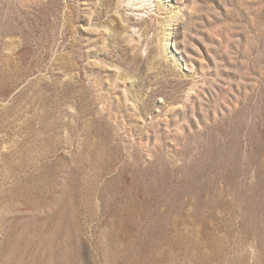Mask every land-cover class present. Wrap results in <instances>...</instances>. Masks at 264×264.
Returning a JSON list of instances; mask_svg holds the SVG:
<instances>
[{"label": "rangeland", "instance_id": "374dc122", "mask_svg": "<svg viewBox=\"0 0 264 264\" xmlns=\"http://www.w3.org/2000/svg\"><path fill=\"white\" fill-rule=\"evenodd\" d=\"M0 264H264V0H0Z\"/></svg>", "mask_w": 264, "mask_h": 264}, {"label": "bare ground", "instance_id": "6f19581e", "mask_svg": "<svg viewBox=\"0 0 264 264\" xmlns=\"http://www.w3.org/2000/svg\"><path fill=\"white\" fill-rule=\"evenodd\" d=\"M177 17V13H175V12H171V16L169 17V19L167 20V23L166 24H168V25H170V24H172V22H173V20H175V18ZM169 27V26H168ZM191 27V26H190ZM170 28H168V30H169ZM169 34H171V31L170 32H168ZM169 36V35H168ZM156 42H158L157 40H156ZM156 46H157V48H159V45L158 44H156Z\"/></svg>", "mask_w": 264, "mask_h": 264}]
</instances>
